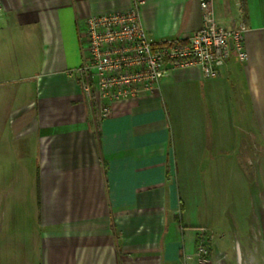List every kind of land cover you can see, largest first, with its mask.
Here are the masks:
<instances>
[{
	"label": "crops",
	"instance_id": "1",
	"mask_svg": "<svg viewBox=\"0 0 264 264\" xmlns=\"http://www.w3.org/2000/svg\"><path fill=\"white\" fill-rule=\"evenodd\" d=\"M134 1L0 0V178L34 180L39 264H204L203 164L264 150V0H212L246 25L244 60L173 69L100 117L79 72L84 20ZM142 1L152 41L201 26L199 0Z\"/></svg>",
	"mask_w": 264,
	"mask_h": 264
},
{
	"label": "built area",
	"instance_id": "2",
	"mask_svg": "<svg viewBox=\"0 0 264 264\" xmlns=\"http://www.w3.org/2000/svg\"><path fill=\"white\" fill-rule=\"evenodd\" d=\"M199 2L201 26L186 40L152 41L141 21L142 0L127 9L88 14L82 33L86 56L79 72L82 88L97 102L100 117L108 116L115 102L151 95L173 69H196L201 78L214 77L232 55L246 58L244 22L224 24L216 17L212 0ZM200 245L199 238V251Z\"/></svg>",
	"mask_w": 264,
	"mask_h": 264
},
{
	"label": "rangeland",
	"instance_id": "3",
	"mask_svg": "<svg viewBox=\"0 0 264 264\" xmlns=\"http://www.w3.org/2000/svg\"><path fill=\"white\" fill-rule=\"evenodd\" d=\"M5 149L0 148V161L6 159ZM248 153L203 164L201 249L196 252L204 264H264V150L253 145L252 159ZM26 181L0 178V264H39L38 204L34 180ZM235 245L241 251L238 263Z\"/></svg>",
	"mask_w": 264,
	"mask_h": 264
},
{
	"label": "flooded vegetation",
	"instance_id": "4",
	"mask_svg": "<svg viewBox=\"0 0 264 264\" xmlns=\"http://www.w3.org/2000/svg\"><path fill=\"white\" fill-rule=\"evenodd\" d=\"M252 242H253V240H252ZM240 253H241L240 248L235 245V248L233 249V258L235 257L234 261H236V263L241 261V256H240L241 254ZM226 263H227V261H226ZM221 264H222V262H221Z\"/></svg>",
	"mask_w": 264,
	"mask_h": 264
},
{
	"label": "trees",
	"instance_id": "5",
	"mask_svg": "<svg viewBox=\"0 0 264 264\" xmlns=\"http://www.w3.org/2000/svg\"><path fill=\"white\" fill-rule=\"evenodd\" d=\"M198 245V242L196 243V246Z\"/></svg>",
	"mask_w": 264,
	"mask_h": 264
}]
</instances>
